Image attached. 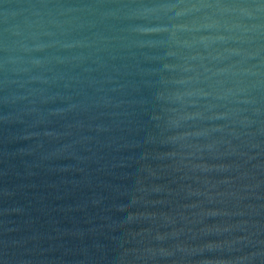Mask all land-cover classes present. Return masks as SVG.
Masks as SVG:
<instances>
[{
  "label": "water",
  "instance_id": "1",
  "mask_svg": "<svg viewBox=\"0 0 264 264\" xmlns=\"http://www.w3.org/2000/svg\"><path fill=\"white\" fill-rule=\"evenodd\" d=\"M0 264H264V0H0Z\"/></svg>",
  "mask_w": 264,
  "mask_h": 264
}]
</instances>
